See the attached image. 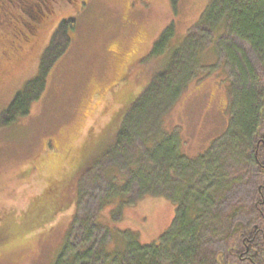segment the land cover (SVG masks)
Instances as JSON below:
<instances>
[{
    "label": "rangeland",
    "instance_id": "obj_1",
    "mask_svg": "<svg viewBox=\"0 0 264 264\" xmlns=\"http://www.w3.org/2000/svg\"><path fill=\"white\" fill-rule=\"evenodd\" d=\"M74 1L53 0L44 6L50 11L48 24L41 37L28 43L20 58L13 59L16 65L0 58L1 113L36 74L42 51L59 21H73L67 30L69 45L50 69L42 98L32 104L25 117L0 125V264H54L61 251L66 260L70 252H77L80 243L76 238L78 226H73L67 237L76 213L79 218L96 215L99 222L94 239L107 233L109 240L111 235L110 251L123 248L125 232L136 233L142 243L157 241L175 218V202L164 196H136L138 182L129 178L124 179L127 184L119 192L121 197L98 209L99 200L113 192L112 170L126 171L128 165L124 157L114 153L101 161L96 157L114 140L126 108L163 67L164 54L152 53L161 32L173 24L175 36L166 51L182 44L210 0ZM4 2L2 7L20 4L19 0ZM25 4L24 17H1L0 54L11 51L20 38L22 20L30 19L26 12L32 3ZM33 9L37 14L35 6ZM198 41L202 48L197 75L189 79L164 115L165 128L178 138L189 157L207 153L213 146L216 151L233 113L231 86L240 87V74L230 63H224L227 59L218 37H200ZM232 44L235 53L243 50L246 57L255 59L244 40L234 39ZM128 151V157L134 158L145 152L140 140ZM85 158L90 161L83 166ZM142 158L148 161L147 155ZM256 172L255 165L249 172L239 168L237 173L242 174L243 181L220 201L222 212L233 204L250 207L256 199ZM62 177L65 186L55 188V180ZM115 180L113 183L122 185L119 176ZM205 203L200 202V206ZM205 205L203 215L211 208L209 202ZM247 215L242 212L235 220L246 223L252 214ZM245 231L251 232L248 227ZM214 235L209 232L204 239L208 251L214 255L222 252L226 263L248 264L247 251L240 257L228 252L233 251L232 237L227 241ZM242 235H249L247 249L258 253L260 238L247 232Z\"/></svg>",
    "mask_w": 264,
    "mask_h": 264
},
{
    "label": "trees",
    "instance_id": "obj_2",
    "mask_svg": "<svg viewBox=\"0 0 264 264\" xmlns=\"http://www.w3.org/2000/svg\"><path fill=\"white\" fill-rule=\"evenodd\" d=\"M22 1L13 7L10 4L6 7L0 5V24L1 17L5 15L9 18L24 17L22 6L25 3H32L30 8L35 6L39 11L53 0ZM0 3L3 5L5 2L0 0ZM20 26L18 30L21 35L14 47L0 54L1 59L12 65L17 64L12 63L13 59L21 57L18 51L22 43L19 42L26 43L24 32L28 30L23 20ZM72 26L73 21L65 19L57 25L48 46L42 51L36 74L25 82L1 111L0 125H9L25 117L31 111L32 104L42 98L50 69L69 45L67 30ZM174 36L175 29L171 23L161 32L152 50V53L164 54L163 67L126 108L114 140L96 157V161H101L114 153L115 156L124 157L128 165L126 171L119 172L117 169L116 173L112 170L113 182L119 176L122 185L111 182L113 192L99 200L98 209L107 207L114 199L121 197L119 192L126 189L125 180L136 179V196H164L176 203L172 225L157 241L151 243L140 242L132 231L125 232L123 248L110 251L108 242L111 235L109 240L107 233L98 240L94 239L99 222L96 215L89 213L79 218L76 213L67 237L71 235L73 226H78V250L70 252L66 260L65 252L61 251L54 264H92L96 261L98 264H230V261L226 263L222 252L214 255V252L207 250L204 239L209 232L227 241L232 237L233 246L230 249L233 251L228 252L237 253L240 257L242 252L247 251L248 264H264V0H210L194 29L188 31L184 42L166 51ZM215 36L226 55L227 61L224 63H230L240 74V87L237 90L231 86L233 96L230 107L233 113L228 129L219 139L216 138V151L213 146L207 153L189 157L180 148L178 138L165 128L164 115L178 99L189 79L197 75L196 67L202 48L199 38ZM234 39L248 43L255 59L246 57L243 50L242 53H235L232 47ZM236 51L241 52L239 47H236ZM241 55V60H244L242 63L239 58ZM116 83L111 84V88ZM136 140L141 141L145 152L136 158L128 157V149L135 145ZM142 155L148 156L147 162ZM88 160L85 158L83 166ZM251 165L257 167L256 199L250 207L233 204L222 212L218 205L220 201L236 183L243 181L242 174L237 171L241 168L249 172ZM63 180L64 177L58 178L55 180L58 186H51L60 189L64 185ZM203 201L207 202L205 204L209 202L211 207L205 215L203 213L207 206H200ZM242 212L247 216L252 214L246 223L235 220ZM247 227L251 232L245 231ZM241 232L252 233V236L260 238L258 253L247 249L249 235L240 237ZM64 246L65 249L67 244ZM89 257H93V260ZM232 264H236V261Z\"/></svg>",
    "mask_w": 264,
    "mask_h": 264
},
{
    "label": "flooded vegetation",
    "instance_id": "obj_3",
    "mask_svg": "<svg viewBox=\"0 0 264 264\" xmlns=\"http://www.w3.org/2000/svg\"><path fill=\"white\" fill-rule=\"evenodd\" d=\"M24 6H22V9L24 10ZM25 12V11H24ZM28 15H30V19H23V24L28 26L27 32H24V42L31 43L32 41H35L36 39L40 38L42 35V30L46 27L48 24V18L49 13L47 9L39 10L37 14H34V9L31 8L29 12H26ZM61 21V20H60ZM59 21V23H60ZM58 23V24H59ZM57 24V25H58ZM55 28V27H54ZM53 31V29H52ZM29 46V45H28ZM24 51V46H19V54L22 55V52Z\"/></svg>",
    "mask_w": 264,
    "mask_h": 264
}]
</instances>
